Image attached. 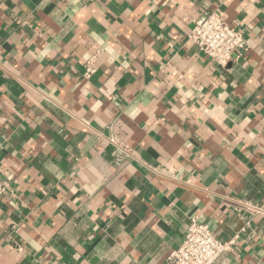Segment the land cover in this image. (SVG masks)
<instances>
[{
    "label": "crops",
    "instance_id": "crops-1",
    "mask_svg": "<svg viewBox=\"0 0 264 264\" xmlns=\"http://www.w3.org/2000/svg\"><path fill=\"white\" fill-rule=\"evenodd\" d=\"M0 177V264H167L193 217L264 264V0H0Z\"/></svg>",
    "mask_w": 264,
    "mask_h": 264
},
{
    "label": "built area",
    "instance_id": "built-area-1",
    "mask_svg": "<svg viewBox=\"0 0 264 264\" xmlns=\"http://www.w3.org/2000/svg\"><path fill=\"white\" fill-rule=\"evenodd\" d=\"M188 41L197 45L210 60L220 66L228 65L234 60L235 54L247 49L244 31L228 24L216 12H204L195 19ZM94 63L93 59L86 63L85 78H90L96 72ZM111 143L123 151L117 156V163L120 164L129 153L116 141L111 140ZM6 190L0 177V196ZM245 206L249 211L264 214V210L259 207ZM236 241L237 237L229 241L219 240L207 224L193 217L182 244L168 255L167 264H214L222 254L233 249Z\"/></svg>",
    "mask_w": 264,
    "mask_h": 264
}]
</instances>
